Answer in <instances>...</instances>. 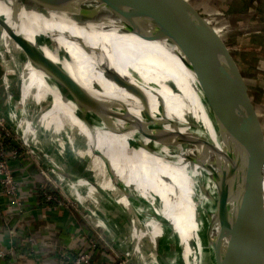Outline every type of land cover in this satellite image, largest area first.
<instances>
[{
    "label": "water",
    "instance_id": "95a60500",
    "mask_svg": "<svg viewBox=\"0 0 264 264\" xmlns=\"http://www.w3.org/2000/svg\"><path fill=\"white\" fill-rule=\"evenodd\" d=\"M109 1L0 0V29L50 84L58 86L62 80L70 85L64 98L83 123L95 125L97 120L102 131L129 135L133 148L151 154L154 151L151 144L157 153L164 149L171 156L183 159L187 164L186 177L200 188L208 189L210 194L206 196L202 190L195 189L194 195L198 254L204 264H237V261L264 264L262 149L254 133V109L245 98L244 81L224 37L213 32L205 19L179 0H123L141 29L138 36L157 44L165 52L169 49L197 80L209 120L207 129L188 115L177 118L168 114L166 103L159 96H155L154 112L149 100L153 95L121 76L108 63L102 50L94 47L90 40L65 35V39L74 43L96 66L115 92L105 94V88L96 83L89 90L70 77L61 62H71L72 58L53 42V35L44 25L57 23L87 35L95 34L94 19L83 4ZM21 23L30 40L20 33ZM172 90L175 91L173 87ZM26 148L40 161L35 147L27 145ZM160 157L169 162L173 160ZM49 168L57 176L72 181L56 167ZM80 208L82 214L92 216L84 206ZM223 211L245 235L238 247L241 260L232 256L234 247L221 226ZM159 222L165 231L156 244L164 239L169 248L167 237L174 234L171 223L165 218L158 219ZM159 253L163 258L171 256L172 252L169 248L165 254ZM177 261L179 264V259ZM130 264L136 263L130 261Z\"/></svg>",
    "mask_w": 264,
    "mask_h": 264
},
{
    "label": "bare ground",
    "instance_id": "6f19581e",
    "mask_svg": "<svg viewBox=\"0 0 264 264\" xmlns=\"http://www.w3.org/2000/svg\"><path fill=\"white\" fill-rule=\"evenodd\" d=\"M83 5L94 19L97 28L95 34L87 35L72 27L57 23L44 25V28L53 35L51 37L53 42L57 43L60 48L65 49L74 61L61 62L73 80L89 90L94 88L96 83L100 84L101 88H105V94L115 92V88L105 82L97 72L96 66L74 43L66 40L65 35L90 40L94 47L102 50L108 63L121 76L130 80L147 94L153 95L149 100L151 109L154 112L156 111L155 96H159L166 103L168 114L177 118L188 115V118L202 123L204 128H209L208 119L193 99L168 54L157 44L150 43L138 36L141 29L128 12L127 5L123 0H111L96 5L84 3ZM20 33L29 38L26 27L22 23ZM17 48L0 29V59L4 61V54H8L9 59L6 62V69L18 78V61H15V55H11V52L17 50ZM21 74H23L20 78V82L22 79V85L18 98L20 102L23 101V89L25 88L28 96L27 105L22 104L20 111L13 105L9 117L13 118L12 112L16 113V117L20 114L22 119L27 120V126L24 123H18L22 128H18V131L15 132L16 135L22 138L25 144L37 149L41 147L46 152L47 150L50 152L53 145H58L57 141H62L65 138L62 133L57 139L49 135L48 121L52 116L55 123L67 129L70 145L75 155L83 161L85 169L91 174L95 187L101 189L104 194L112 195L108 177L104 175L102 158L97 147L98 142L94 138V136H100V129L95 126L97 123L95 125L83 123L77 118L74 109L64 98L70 85L61 80L58 86H53L49 83L47 77L38 71L34 72L26 69ZM168 85H171V88ZM172 87L175 91L172 90ZM89 108L91 107L89 106ZM109 135L115 142H119L125 147L132 157L138 161L139 167L145 176L146 184L153 195L152 204L156 215L162 216L171 223L174 234L167 237L172 252L171 258L178 260L183 259V257H191L193 264H204L198 254L199 246L196 239L198 228L195 222L196 203L194 195L195 189H199L204 192V195L209 196V190L200 188L199 185L186 177L187 164L184 163L183 159L171 156L172 154L164 149L159 150L158 155L155 147L151 144L149 146L154 150L151 154L142 152L130 145L129 138L131 137L129 135L125 137L110 132ZM41 139H45L46 149L41 146ZM46 152L45 155L48 156ZM160 155L170 157L173 160L169 162L161 158ZM52 158L54 157L48 156L47 161L52 162ZM70 177L72 181L68 183L63 178L56 176V181L64 189L65 195L73 201L84 204L85 208L88 207L91 210L94 215L92 218L93 224L101 226L100 228L107 226L98 214L104 215L107 213L106 215H108L110 212H107L100 204V200L95 198L96 191L93 188V183L90 185L81 177H74L73 175H70ZM118 202L120 203L119 200ZM124 209L127 210V208ZM220 221L222 228L225 229L228 241L234 247L231 251L232 256L241 260V250L238 247L245 240V235L229 219L225 211L221 213ZM131 222L134 225L130 238L132 249L130 252L125 253V256L128 260L139 264L140 261H146L151 246L148 242L154 239L157 240L160 237V231L154 226L155 221H147L144 228L140 229L141 232L136 228L134 219ZM169 248L166 245L167 251H169ZM167 251L163 250L162 253L165 254ZM237 264L245 263L237 261Z\"/></svg>",
    "mask_w": 264,
    "mask_h": 264
},
{
    "label": "rangeland",
    "instance_id": "374dc122",
    "mask_svg": "<svg viewBox=\"0 0 264 264\" xmlns=\"http://www.w3.org/2000/svg\"><path fill=\"white\" fill-rule=\"evenodd\" d=\"M260 1V3H258ZM253 4L255 6H259L258 4H262L260 6V9L257 10V12H253L252 15H248V12L237 14L238 12L233 13V15H241V23L238 22L239 25L229 26L227 29L230 30H224L222 26H218L220 29V34L224 37L225 43L228 46L229 50L233 52V56L235 54L241 55L242 53H249V57L247 61L250 63V66L254 67V72H251V69H248V72L250 76L256 78L259 83H262V86L264 85V21L261 20L262 15L261 10L264 8V0H254ZM214 9L210 10L213 11ZM258 25H257V24ZM231 25V24H230ZM222 29V30H221ZM262 29V30H261ZM243 38L242 39V45L241 43L238 45H232L229 47L228 42L230 41V38ZM255 38H259L261 42H257L256 45H252L253 51H250V48L245 47V41L248 40H254ZM29 39V38H27ZM142 39V38H141ZM263 43V48L261 49L260 44ZM168 48V45H165ZM235 48V51H234ZM263 50V52L261 51ZM166 53L168 54L169 58L171 59L174 67L176 70L180 73V76L186 86L189 89L190 94L192 95L193 99L197 102L199 107L201 108L202 112L205 116H207L205 109L202 105V98L199 87H197V80L194 76L189 74L185 68L182 66V64L179 62V60L174 57L171 52L166 50ZM17 54V55H16ZM11 55H15V61H18V78L15 74L8 72L6 67V62L8 61L9 57L8 54H4L3 60L0 59V71L2 75V83L6 86L10 87V90L13 89V93L9 94V100L7 99V103L5 106V115H6V122L7 124L12 128L13 135L15 136L16 140L19 142L21 147L23 148L24 142L22 138H19L18 135H15L18 131V128H22L18 125V123H24L27 126V120L25 121L22 119V116L19 114L16 117V113L12 112L13 118L9 117V113L13 110L11 107H17L19 111L22 109L20 108L22 104L27 105V90L23 89V101L20 102L19 96H20V87L22 85V79L20 82V78L23 74L22 71L25 72L26 69L32 70L36 72L32 65L26 60L25 56L23 55L22 51L17 48V50H14L11 52ZM236 57V56H235ZM254 57L257 58L256 62L253 63L251 58ZM236 59V58H234ZM246 63V61H245ZM31 67V68H30ZM15 69V67H14ZM258 69V71H257ZM261 70V71H260ZM255 79V80H256ZM11 106H10V105ZM17 104V105H15ZM40 110V109H39ZM260 110V109H259ZM261 113V112H260ZM260 115V114H259ZM262 118L264 119V115H262ZM96 126L99 127L98 121L96 120ZM25 127V126H23ZM24 129V128H23ZM48 131L49 135L52 136L54 139L59 138L60 133L64 135V140L57 141L58 145H53L50 148V152L47 150H43L41 147H39L38 154L41 163L47 170L45 171L42 167V165L39 163V167L41 166V170L45 172V176L49 177L52 182H54V185L56 187L59 186V183L56 182V176L49 166H54L63 175H67L70 177V175H73L74 177H81L87 181V183L91 185V183H94L93 178L91 177V174L88 172V170L85 169V166L83 164V161L79 159L73 149L70 145L69 139H68V131L64 127H61L59 124L55 123L53 120V117L51 116L48 121ZM15 133V134H14ZM95 140L98 142L97 147L99 149V152L101 154L102 158V164H103V171L104 175L108 177L109 183H110V189L112 191L111 194H104L103 191L95 186H93L94 190L96 191L95 198L100 200V204H102V207L107 210L108 215L106 214H98L99 217L104 221V223L107 226H102L100 228L99 226H96L93 224L92 218L94 217L91 210L87 207L85 210H87L90 213L91 217H84L86 220V223L88 227L93 232V235L100 236L105 243H107V249L113 252L115 255H118L120 258H124L125 253H128L131 251L132 246L130 243V238L132 235V231L134 228L133 222H131L133 219L135 221V226L140 231V229L144 228V225L147 223V221H155L154 226L160 231V236L165 231V227L159 222L163 220L162 216L156 215V212L154 210L153 206V195L151 191L149 190L145 176L143 175L138 161L132 157V155L128 152V150L123 147L119 142H115L114 139L109 135V132H106L105 130L102 131L100 129V136H94ZM45 139H41L40 143L41 146H43L46 149V145L44 144ZM24 149V148H23ZM52 151V152H51ZM45 152L48 153V156L54 157L52 158V162L47 161V157L45 155ZM52 154V155H51ZM33 156H27L28 159L35 163V157ZM24 161V160H23ZM54 161V162H53ZM117 162V163H116ZM26 164V162L24 161ZM70 171V172H69ZM72 172V173H71ZM76 175V176H75ZM80 175V176H79ZM58 178H61L58 176ZM92 178V179H91ZM65 180V179H64ZM66 182H69L65 180ZM145 186V187H144ZM63 187V186H62ZM58 189L60 197L65 202L64 210H66L69 214L75 213L80 218L82 215L81 206L84 204H80L77 201H73L70 199L65 193L63 192L64 189L59 187ZM64 188V187H63ZM120 201V204L118 202ZM109 205V206H108ZM124 208H127L124 209ZM71 215V214H70ZM154 216V219L153 217ZM110 217V218H109ZM132 219V220H131ZM124 225V226H123ZM115 226V227H114ZM115 229V230H114ZM106 232V233H104ZM141 232V231H140ZM110 243H109V242ZM132 242V241H131ZM150 246L149 254L146 257V261H140L139 264H177L178 261L175 259H172L170 255L166 257H161L160 253L161 251H167L165 240H161V244L157 245L156 240H152L151 242H148ZM193 264V259L191 257H183V259H179V264Z\"/></svg>",
    "mask_w": 264,
    "mask_h": 264
},
{
    "label": "crops",
    "instance_id": "0c3cea01",
    "mask_svg": "<svg viewBox=\"0 0 264 264\" xmlns=\"http://www.w3.org/2000/svg\"><path fill=\"white\" fill-rule=\"evenodd\" d=\"M179 2L183 6L190 7L198 17L205 19L216 34L221 32L218 26H222L224 30H230L227 29L230 24L224 20L223 9L227 4L234 6L236 0H179ZM212 9L214 10L210 11ZM246 48L253 51L251 46H246ZM231 53L233 55V52ZM234 60L244 81L245 98L254 109L253 116L256 122L254 133L257 135L258 143L262 149L260 174L264 200V119L262 118L264 99L257 100L256 94H254L255 89L260 88L263 90L260 96L264 97V85L262 86V83H259L256 78L252 79L248 69L243 68L236 59ZM10 91L12 93L13 89L10 90L9 86L2 83L0 71V112L6 111L7 94H10ZM24 161L28 164L27 171L32 177L24 182L23 190L25 193H31V200L23 201L28 206L26 212L10 213L6 207L7 202L0 197V251L5 253V257L0 259V264H59L64 259V253L76 252L83 248L85 239L87 236L93 235V232L82 216L80 218L75 213L71 216L66 210L55 208V206H50L47 212L43 209L41 200L37 197L38 185L45 182L39 174L40 167L34 162L30 164L29 160L24 159ZM41 165L45 168L42 163ZM16 174L18 173L16 172Z\"/></svg>",
    "mask_w": 264,
    "mask_h": 264
},
{
    "label": "built area",
    "instance_id": "2783aa9c",
    "mask_svg": "<svg viewBox=\"0 0 264 264\" xmlns=\"http://www.w3.org/2000/svg\"><path fill=\"white\" fill-rule=\"evenodd\" d=\"M249 14L252 15L253 12L250 11ZM9 97L8 93V100ZM4 112L5 111L0 112V197L7 202L6 207L10 213H24L28 206L24 204L23 201L31 200V193H25L23 190L25 185L24 182L32 177V175L27 171L28 164H25L23 160L28 159L27 156L33 155H31L32 152L26 148L28 144L24 143L23 149L16 140L13 135L14 131L6 122ZM35 163L37 165L40 163L37 158L35 159ZM13 165L15 166L13 167ZM43 169L48 171L46 168ZM38 170L40 176L45 181L38 187L39 193L37 194V197L41 200L43 209L47 212L50 206H55V208L58 209L64 208L65 202L60 197L58 191L60 186L56 187L54 182H52L49 177L45 176V172L41 170V166ZM16 172L18 174H16ZM44 186H46L47 189H44ZM70 214L73 216L74 213ZM82 215L83 218L87 217L84 214ZM84 244L85 246L78 249L76 252L64 253V259L59 262V264H130V260H128L126 256L120 258L118 255L108 250L107 243H105L100 236L89 235L85 239ZM4 257L5 253L0 251V259Z\"/></svg>",
    "mask_w": 264,
    "mask_h": 264
},
{
    "label": "trees",
    "instance_id": "16d2710c",
    "mask_svg": "<svg viewBox=\"0 0 264 264\" xmlns=\"http://www.w3.org/2000/svg\"><path fill=\"white\" fill-rule=\"evenodd\" d=\"M253 2H254V0H236V4L234 6H231V5H228V4L227 5H224V9H223L224 16H225L224 17V20L227 23L231 24L230 26H232V25L234 26V24L235 25H239L238 22L239 23L242 22L241 21L242 18L239 17L241 15H236V14L233 15V13L238 12L237 14H242V13H245L246 14L248 12V15H249V12L252 11L255 14V12H257V10L260 9V6L262 4H258L259 6H255L253 4ZM258 3H260V1H258ZM260 14L262 15V17H264V8L261 10V13ZM262 17H261V20L264 21V18H262ZM242 39L243 38H234V37L233 38H230V41L228 42L229 47H231L232 45H238L240 43L242 45ZM257 42L258 43L261 42L259 40V38H255L254 40H251V41L250 40L245 41V47L246 46H249V47L251 46L252 47V45L255 46ZM262 46H263V43L260 44L261 49L263 48ZM263 50H264V48H263ZM263 50H261V51L263 52ZM248 55H249V53H246V52L245 53H242L241 55L235 54V56H236L235 58H236V61L239 62L240 65L243 66V68H245V69H251V72H254V67L250 66L249 62H247V59L249 57ZM250 60H252L253 63H255L256 60H257V58L254 57V59H253V57H252ZM245 61H246V63H245ZM261 92L263 93V90L260 89V88H258V89H255V93H254V94H256V99L257 100H260V101H261V99H264V97L260 96V93ZM40 184H43V183H40ZM40 184L38 185V187L40 186ZM44 189H47V187L44 186Z\"/></svg>",
    "mask_w": 264,
    "mask_h": 264
}]
</instances>
